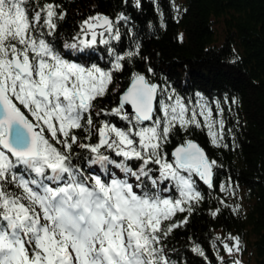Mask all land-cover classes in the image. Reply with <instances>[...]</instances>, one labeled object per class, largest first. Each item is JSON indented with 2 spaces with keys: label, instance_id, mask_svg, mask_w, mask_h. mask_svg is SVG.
<instances>
[{
  "label": "snow or ice",
  "instance_id": "obj_1",
  "mask_svg": "<svg viewBox=\"0 0 264 264\" xmlns=\"http://www.w3.org/2000/svg\"><path fill=\"white\" fill-rule=\"evenodd\" d=\"M65 15L53 0H0V264H175L164 241L188 223L187 216L175 217L190 216L203 200L196 178L216 187L221 165L192 140L177 145L171 158L164 148L174 130L191 127L207 129L214 146L227 147L224 110L217 101L214 114L203 97L189 107L191 101L134 73L115 107L93 113L114 73L140 56L139 45L118 54L113 42L128 17L97 14L64 48L84 53L105 45L111 68L70 61L50 39ZM94 115L118 117L127 128L97 124ZM166 181L175 198L164 195ZM228 239L229 257L243 250L239 236ZM192 252L205 256L199 246Z\"/></svg>",
  "mask_w": 264,
  "mask_h": 264
},
{
  "label": "trees",
  "instance_id": "obj_2",
  "mask_svg": "<svg viewBox=\"0 0 264 264\" xmlns=\"http://www.w3.org/2000/svg\"><path fill=\"white\" fill-rule=\"evenodd\" d=\"M53 2L61 5L66 15L58 22L56 37L50 39L70 61L111 68L113 58L105 45L98 43L84 53L64 48L78 35L83 20L97 14L113 20L121 13L128 17L118 25L121 40L113 42L118 54L139 45L140 56L124 61V70L114 73L109 94L97 102L93 113L115 107L134 73L168 87L185 103L191 101L189 107L203 97L214 114L217 101L224 110L223 143L227 147L214 146L207 129L196 127L174 130L165 145L171 158L177 145L196 141L221 165L215 170L214 189L196 178L203 200L194 205L190 216L178 213L175 217L179 222L187 216L188 223L164 241L168 257L175 264H220L218 257H223L224 264L233 259L242 264H264V0H141L139 8L135 0ZM149 67L153 74L148 73ZM93 118L97 124L106 120L127 128L126 122L115 116ZM90 142H96L95 136ZM80 163L87 165L84 160ZM92 168L98 171V166ZM91 170L86 167V171ZM115 173L122 177L120 171ZM165 184L170 190L164 195L175 198L178 193L174 186L167 181ZM221 184L230 185L229 191L221 192ZM217 209L219 214L213 217ZM229 236L240 237L243 250L239 257H229L223 249L224 243H232ZM194 246H199L205 256L193 253Z\"/></svg>",
  "mask_w": 264,
  "mask_h": 264
},
{
  "label": "water",
  "instance_id": "obj_3",
  "mask_svg": "<svg viewBox=\"0 0 264 264\" xmlns=\"http://www.w3.org/2000/svg\"><path fill=\"white\" fill-rule=\"evenodd\" d=\"M109 18H111V17H109ZM112 19V18H111ZM158 84V83H157ZM129 87V86H128ZM126 90V89H125ZM128 111L130 112L131 111V109L129 108L128 109ZM193 142H195V143H197L196 141H193ZM198 144V143H197ZM199 145V144H198ZM200 146V145H199ZM202 148V147H201ZM203 149V148H202ZM204 150V149H203ZM205 151V150H204ZM206 153V152H205ZM202 184H203V182L202 181H200ZM204 185V184H203ZM204 186H206V185H204ZM207 187V186H206Z\"/></svg>",
  "mask_w": 264,
  "mask_h": 264
},
{
  "label": "rangeland",
  "instance_id": "obj_4",
  "mask_svg": "<svg viewBox=\"0 0 264 264\" xmlns=\"http://www.w3.org/2000/svg\"><path fill=\"white\" fill-rule=\"evenodd\" d=\"M113 169L115 170V172H117L118 174H120L119 171H118V169H115V168H113ZM130 182H131V181H130ZM234 256H235V257H239V254H234Z\"/></svg>",
  "mask_w": 264,
  "mask_h": 264
}]
</instances>
